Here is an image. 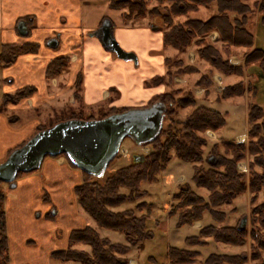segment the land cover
I'll use <instances>...</instances> for the list:
<instances>
[{"label":"trees","instance_id":"trees-1","mask_svg":"<svg viewBox=\"0 0 264 264\" xmlns=\"http://www.w3.org/2000/svg\"><path fill=\"white\" fill-rule=\"evenodd\" d=\"M157 2L158 5L152 7L148 14L151 17H159L164 46L175 49L179 53H185L189 47L193 46L195 61L207 64V71L201 74L195 82L196 86L203 88V94L209 93L214 72L222 76L242 75L241 66L232 65L229 62V58L235 54L233 48H252L249 54H244L245 66L251 63L264 65L262 50L254 46L253 35L247 29L248 15L253 13V8L248 5L247 0H157ZM212 4L215 7V13L207 19L191 16V13L200 6L209 7ZM108 5L115 10L126 9V12L123 11L121 15L123 20L143 17L146 12L144 0H109ZM181 17L185 19L181 21ZM213 32L218 34V46L208 40V35ZM38 48L37 43L0 44V68L10 66L21 54L37 52ZM165 64L166 73L163 76L153 77L150 80L151 85L165 83L171 87L174 85L175 76L197 72L194 64H189L182 58H166ZM69 65L70 60L67 55L56 56L46 65L45 77L50 79L61 76L67 72ZM72 87L74 96L80 99V73L76 74ZM243 89L242 82L225 86L221 92L217 93L216 101L239 96L243 93ZM35 90L34 86H25L12 93H3L1 110L9 103L16 104L30 97ZM156 101L167 105L164 121L170 118L171 123L162 127L157 138L149 144L151 149L145 156L144 162L140 166H130L120 170L107 178L100 186L90 183L92 175L82 171L83 182L75 187L78 204L92 218L96 226L120 232L127 244L112 242L108 238L100 237L94 228L85 226L82 229L71 231L68 246L63 250L51 252L52 259L78 264H128L127 254L130 252V246L141 248L142 242L150 237V232L145 229L147 216L136 215L132 209L113 211L112 208L124 202L137 201L144 196L145 191L140 189V184L144 181H154L156 175L166 167L173 155L192 164L194 184L208 191L205 199L197 195L189 185L180 186L174 196L176 203L171 208V213L178 214V226L193 224L200 220L205 211L209 212L215 222L222 223L227 215L219 210V207L232 204L238 196L246 192L249 193V201L252 205L257 201L260 193L264 197V105L250 104L248 107V140L246 142L223 141L212 145L211 150L214 152L215 160L213 163L203 165V148L207 144L205 132L207 130L215 132L224 125L225 120L222 114L203 106H195L193 91L183 93L182 88H170L153 97L146 106ZM187 107L193 109L183 125L177 127L173 116H176L177 109ZM112 113L114 111L104 113L102 118ZM79 118L81 119L80 116L72 114L48 126L38 125L34 134L57 122ZM90 119L93 118L88 116L85 120ZM118 155L117 153L113 160ZM244 159H247L246 172L238 169V163ZM22 174L19 173L18 176ZM3 183L0 181V184ZM122 187L128 190L127 193L120 192L119 189ZM3 199L4 195L0 192V264H9ZM144 206L149 211L150 206L144 201L138 202L135 209L141 211ZM252 212L256 231L259 233V230L264 229V200L256 204ZM259 234H255L254 228L251 229V246L257 245L264 252V237ZM245 235V227L241 228L239 224L226 227L207 225L202 227L197 235L187 237L184 241L188 244L204 245L205 241L202 238L209 237L225 244L242 245L246 240ZM77 244L88 246V251L73 248ZM252 256L258 258V253L254 251ZM197 257V251L175 247L169 248L168 251L170 264H191L196 261ZM245 258V255L241 254L232 256L210 254L204 263L242 264L246 261Z\"/></svg>","mask_w":264,"mask_h":264},{"label":"crops","instance_id":"crops-1","mask_svg":"<svg viewBox=\"0 0 264 264\" xmlns=\"http://www.w3.org/2000/svg\"><path fill=\"white\" fill-rule=\"evenodd\" d=\"M108 2L109 0L106 1L107 5ZM98 3L96 0H88L87 2L85 0H0V44L37 43L39 45L37 52L21 54L13 64L0 68V95L12 93L25 86H34L36 88V91L30 97L22 99L17 104H10L9 110L37 109L40 104L47 102L53 104L72 102L71 87L77 73L81 75L80 96L85 107L88 106L91 87L98 90L99 101L109 98V91L106 88L100 89L96 86V79L99 76L96 71L99 69V65L104 62L102 58L112 64L117 62L116 59L119 58L115 53L107 51L95 36L90 35L92 31L100 26L104 18L98 13L96 8ZM86 4L88 6L85 8ZM259 4L258 13L253 17L257 23L254 46L262 50L264 56V15L259 14L264 9V0H259ZM197 12L196 10L191 14L196 15ZM181 18L185 19V17ZM109 21L112 25L113 36L117 42V39H119V42L123 41L125 44L132 43V30L120 25L116 26L110 19ZM114 29L118 30V35L114 34ZM247 29L252 33L250 23L247 25ZM143 30L145 31V29ZM259 32H261L262 38L260 42H258ZM162 37L163 31L158 37V50L148 49L150 55L157 54L158 56L157 61L161 68V75L159 76H163L166 73L165 59L169 57L164 54L170 48L164 46ZM209 37L212 43L219 44L216 32L211 33ZM51 40L56 42L54 46L48 44ZM238 50H233L235 54L229 58V62L232 65H240L243 71L242 75L222 76L214 72L213 77L215 75L220 77V82H223V88L237 82L243 83V93L239 96H244L247 100L245 109L247 121V111L250 104L264 105V89H262L260 83L263 78L260 75V70L264 73V65L251 63L245 66L244 54H249L252 48L246 49L242 47L241 51L239 50L240 52ZM237 51L239 54H237ZM180 54L182 56L178 58H182L185 62L194 64L197 67V72L187 75H197L193 82L195 100L196 98H202L207 104L198 103L199 106L216 110L222 114L219 110L209 105V103L212 104L216 101V95L219 92L211 87L208 94H203V88L195 85L196 80L207 71L208 66L205 63H197L195 61L193 46L189 47L185 53ZM191 54L193 61L190 57ZM59 55H67L69 57V71L55 78H46V65L52 58ZM93 69H95V78L93 79V85L89 86L86 73H88V70L92 71ZM82 71H85L84 80ZM252 72L259 73L257 78ZM187 75L180 77L182 82L186 80L185 76ZM232 76L236 78L234 82H230V77ZM60 84L62 85L60 86ZM153 86H158L161 92L153 95L150 100L169 90V86L165 83ZM196 89L199 92L196 93ZM249 99H253L256 102H250ZM1 112L0 163L4 161L10 150L29 139L34 134L37 126V120L35 119L29 120L24 125L11 124L8 117ZM247 130L248 124L244 134L237 135L234 142L245 141L247 139ZM217 131L207 130L206 135H213L211 138L207 137L208 140H214L213 143L220 142ZM214 160L215 157L211 156L206 161L207 163H213ZM178 180H180L178 182L184 180L183 176L178 177ZM82 182L83 174L81 170L69 164L64 156H46L39 169L18 176L14 181V187H10L7 184L4 189L6 193L3 199V209L9 264L47 263L51 252L57 251V249L63 250L68 246L71 231L82 229L88 225L87 220L80 215V209L82 208L78 204L75 195V187ZM248 194L246 192L247 197ZM37 208H42V212L36 213ZM61 215L67 218L61 220ZM42 216L47 222L43 221ZM48 217H54L55 219L48 221ZM30 241H33V243ZM37 241L39 243L41 241H49L45 245V251H38V248L36 249L32 246H38ZM43 256L46 261L41 263ZM133 261L136 262L135 259H128V264L133 263Z\"/></svg>","mask_w":264,"mask_h":264},{"label":"rangeland","instance_id":"rangeland-1","mask_svg":"<svg viewBox=\"0 0 264 264\" xmlns=\"http://www.w3.org/2000/svg\"><path fill=\"white\" fill-rule=\"evenodd\" d=\"M87 1L88 0H85V2ZM96 1L99 2L98 6L96 7L98 13L101 16H104L102 21L110 19L116 26L120 25L121 27H127L129 30L133 31L132 43L125 44L123 41L119 42V39L117 40L123 50L132 53L136 57V61L133 59L125 61L116 59L117 62L112 64L109 61L105 60V58H102L104 62L99 65V69L96 71V73L99 74L98 78L96 79V86L100 89L104 87L109 91V98L107 100L103 99L102 101H99L98 90L91 87L88 97L89 102L87 103L88 106L85 107L82 103L81 96L80 99H77L74 96V89L73 87H71L73 101L70 103L58 102V104H53L51 102H47L40 104L37 109H25L18 111L9 110V105L11 104L9 103L2 110L0 108V111H2L1 113L5 114V116L8 117V120L9 122H11V124L24 125L29 120L35 119L37 120V126H48L54 121L70 117L72 114L80 116L83 120H85L88 116H91L93 119H100L102 118V115L104 113L110 111L119 113L124 109L131 110L143 108L147 105L153 95L161 92L158 86H153L150 84V80L153 77L161 75V68L159 67L157 61L158 56L157 54L150 55L148 53V49H159L158 37L162 34L161 22L159 17H151L150 14H148V11H150L152 7L158 5L157 0H144L146 2L145 15L140 18L131 17L127 20H122L120 16V14L122 15L123 11L126 12V9H120L117 11L108 7V5L106 4L107 0ZM247 3L251 8H253V13L251 15H248V25L250 23V30L252 31L254 39L256 40L257 23L255 18L253 17L256 13H258L257 11L260 4L259 0H247ZM87 6L88 5L86 4L85 8ZM197 11L198 12L196 13V15L191 14V16H197L204 19L210 17L215 13V7L213 4L209 7L200 6ZM259 14L264 15V9L261 10ZM180 20H184V18H181ZM143 29H145V31ZM114 32V34L118 35L117 29H114ZM260 39L262 40L261 32H259L258 35V42H260ZM208 40H210L209 35ZM215 45L218 44L216 43ZM241 48L242 47H237L233 48V50L236 51V49L240 50ZM238 51L237 54H239L241 50L239 52ZM164 55L170 58L182 56V54H180L178 51L171 48H169L168 52L166 51ZM190 57L192 59V54L190 55ZM201 68L203 69V67ZM68 71L69 67L67 69V72ZM260 73V75L263 77L262 81L260 80V83L262 85V89H264V73L261 70ZM94 74L95 69H93L92 71L88 70V73H86L89 86L93 85V79L95 78ZM252 74H254L257 78V75L259 73L252 72ZM180 77L181 76H175L173 78L174 85L169 87V89L182 88L183 93L187 91H194L195 88L193 82L197 75L185 76L186 80H184V82H182ZM214 77L215 79L219 80L218 75H215ZM82 78L84 80L85 71H82ZM234 80H236L235 77H230V82H234ZM220 83L221 85L223 84V82ZM61 85L62 84H60V86ZM49 92L51 91L49 90ZM52 92H54V90H52ZM197 92L199 91L196 89V93ZM1 96L2 94L0 95V106L2 100ZM249 101L253 102L255 100L249 99ZM198 103L207 105L206 102L202 100V98H196L195 106H199ZM209 105L213 106L212 108H216L217 110H219L223 114L225 119L224 125L217 131L218 140H221L220 142H234L237 135L244 134L245 128L247 126L245 116L247 100L244 96L222 99L220 101H215L212 104L209 103ZM192 109V107L177 109L176 116H173L174 120L176 121L175 124L177 127L183 125L184 121L190 115ZM169 122L171 123V120L170 118H167L163 122L162 127H165ZM205 137L206 140H208V138L213 137V135H206L205 133ZM247 140L248 139L243 142H246ZM213 141L214 140L209 139L206 146L203 148V165L207 164L206 160L208 157L214 156V152L211 150L212 145L220 143H213ZM121 145V149L118 153L119 155L109 164V166L100 176H92L89 180L90 183H94L100 186L107 178L115 175L120 170L126 169L130 166H140L144 162L145 156L151 149L150 146H147L148 150H146L144 149V146L136 145L129 137H125L122 140ZM133 155H135V159L134 157H132ZM238 169L244 172L247 171V159H244L238 163ZM192 174V164L182 161L173 155L171 160L167 163L166 167L156 175V179L154 181H144L140 184V189L142 191H145L144 196H142L137 201L124 202L121 205L112 208L113 211L132 209L135 211L136 215L143 214L147 216L145 229L150 232V237L146 238L142 242L141 248H139L138 246H130V252L127 254V259H135L137 264H170L167 259L168 251L169 248L175 247L178 249L198 252L196 261L191 264H205L204 260L210 254L228 256L241 254L243 256L245 255L246 257V261L242 264H264V252L261 251L257 245H255L254 247L251 246L252 228H254L255 234L260 233L259 235H262L264 237V229L259 230V233L256 231V224L253 220L254 214L252 212V208L256 204L264 200L262 193H260L257 201L253 205L249 201V194L247 197L246 193H244L238 196L232 204L219 207L218 209L223 211L227 215L222 223L215 222L211 218L209 212L205 211L202 214L200 220L194 222L193 224H184L180 226L177 225L178 214L171 213V208L176 203V199H174V196L179 191L181 185L187 184L197 195L205 199L207 198L208 191L205 188L197 187L194 184L192 180ZM180 176H183L184 180L178 182L180 181L178 180V177ZM6 186V183L0 184V192H2L3 195L6 193V191L4 190ZM119 190L123 193H127L128 191L124 187L120 188ZM140 201H144L150 206L149 211H147L145 206L141 209V211L135 209L136 204ZM42 210V208H37L36 213L42 212ZM80 215H82L87 220V226L94 228L100 237L108 238L112 242L127 244L124 236L120 232L97 227L92 218L83 209H80ZM60 217L61 220L67 218L64 215H61ZM244 218L246 240L242 245L225 244L222 242L214 241L209 237L202 238L205 241L204 245L188 244L184 241L187 237L197 235L199 230L204 226H235L236 224H240L241 220ZM42 219L43 221H46L44 220V216H42ZM53 219L55 218H47L48 221ZM30 242L33 243V241ZM37 242L38 246H32L36 249L38 248V251H45V245H47L49 241H41V243H39V241ZM73 248L80 250L83 249L87 251L89 249L88 246L78 244L73 246ZM254 251L258 253V258H253L252 255ZM41 260V263H43L44 261H46V258L43 256ZM136 262L133 261V264H136ZM43 264L78 263L61 262L50 257L47 263Z\"/></svg>","mask_w":264,"mask_h":264},{"label":"water","instance_id":"water-1","mask_svg":"<svg viewBox=\"0 0 264 264\" xmlns=\"http://www.w3.org/2000/svg\"><path fill=\"white\" fill-rule=\"evenodd\" d=\"M101 45L121 60L136 57L121 48L112 32L109 20L90 33ZM49 45L56 42L51 40ZM167 106L156 101L147 107L112 113L100 119H68L35 133L22 146L12 150L0 163V181L14 187L19 173L40 168L46 156L64 155L79 170L100 176L113 160L125 137L136 145H148L159 135ZM245 218L239 226L243 228Z\"/></svg>","mask_w":264,"mask_h":264},{"label":"built area","instance_id":"built-area-1","mask_svg":"<svg viewBox=\"0 0 264 264\" xmlns=\"http://www.w3.org/2000/svg\"><path fill=\"white\" fill-rule=\"evenodd\" d=\"M215 89L218 91V90H221L222 89V86L220 84V81L215 79Z\"/></svg>","mask_w":264,"mask_h":264},{"label":"flooded vegetation","instance_id":"flooded-vegetation-1","mask_svg":"<svg viewBox=\"0 0 264 264\" xmlns=\"http://www.w3.org/2000/svg\"><path fill=\"white\" fill-rule=\"evenodd\" d=\"M132 157H134V159H135V155H133Z\"/></svg>","mask_w":264,"mask_h":264}]
</instances>
